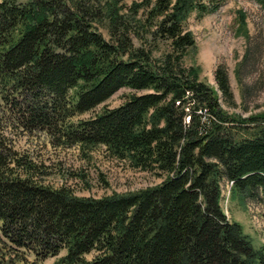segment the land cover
Here are the masks:
<instances>
[{
    "label": "trees",
    "instance_id": "16d2710c",
    "mask_svg": "<svg viewBox=\"0 0 264 264\" xmlns=\"http://www.w3.org/2000/svg\"><path fill=\"white\" fill-rule=\"evenodd\" d=\"M121 1L0 0V264L29 256L56 257L54 264H264V246L221 204L225 181L233 199L264 198V112L243 117L222 106L221 97L234 104L225 65L215 70L216 90L184 64L196 46L186 20L225 0L148 1L152 35L169 43L160 56L135 44L136 15ZM134 5L136 13L143 6ZM122 88L147 92L72 121ZM9 128L101 144L163 179L132 193L78 196L39 179L8 142Z\"/></svg>",
    "mask_w": 264,
    "mask_h": 264
},
{
    "label": "rangeland",
    "instance_id": "374dc122",
    "mask_svg": "<svg viewBox=\"0 0 264 264\" xmlns=\"http://www.w3.org/2000/svg\"><path fill=\"white\" fill-rule=\"evenodd\" d=\"M148 1L122 0L120 4L124 13L136 15L135 44L154 49V55L160 56L169 49V43L152 35V23L147 20ZM135 3L143 4L137 13ZM185 28L196 38V46L189 48L184 57L185 66L198 67L200 80L217 90L215 70L219 65H225L234 104L228 105L221 97L222 106L243 117L263 113L264 0H225L218 10L204 15L194 10L186 20ZM99 29L109 40L107 25H99ZM145 92L122 88L105 103L75 116L72 121L91 118L105 108L118 107L133 93ZM7 138L15 152L28 157L36 165L39 179L54 187L66 186L78 196L97 198L127 194L154 186L163 179L160 174L134 168L129 161L113 157L101 144L92 147L69 145L45 131L30 133L13 128L8 129ZM230 187L229 182L222 183L221 204L225 213L229 219L243 225L256 247L264 246V198L260 194L244 201L233 199ZM28 258L27 262L18 261L16 264H54L56 260V257H49L41 263H33V256Z\"/></svg>",
    "mask_w": 264,
    "mask_h": 264
}]
</instances>
